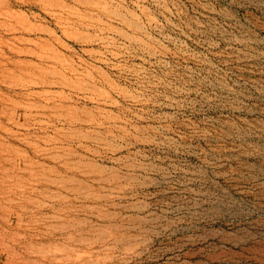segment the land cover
Segmentation results:
<instances>
[{"label": "rangeland", "instance_id": "obj_1", "mask_svg": "<svg viewBox=\"0 0 264 264\" xmlns=\"http://www.w3.org/2000/svg\"><path fill=\"white\" fill-rule=\"evenodd\" d=\"M0 264H264V0H0Z\"/></svg>", "mask_w": 264, "mask_h": 264}]
</instances>
